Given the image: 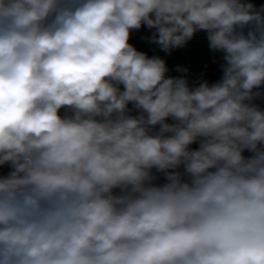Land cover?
<instances>
[{
  "label": "clouds",
  "instance_id": "9594fccd",
  "mask_svg": "<svg viewBox=\"0 0 264 264\" xmlns=\"http://www.w3.org/2000/svg\"><path fill=\"white\" fill-rule=\"evenodd\" d=\"M258 101L264 2L0 0V264H264Z\"/></svg>",
  "mask_w": 264,
  "mask_h": 264
},
{
  "label": "water",
  "instance_id": "95a60500",
  "mask_svg": "<svg viewBox=\"0 0 264 264\" xmlns=\"http://www.w3.org/2000/svg\"><path fill=\"white\" fill-rule=\"evenodd\" d=\"M254 3L260 4L264 0H253ZM151 32L146 28H142L139 31L133 32L130 42L133 43L139 50H143L149 53V55L158 54L167 60L168 66L172 71L169 75H180L175 71L176 65L188 67L190 69L188 75L190 81H196L198 79H207L210 83L218 80L222 73L219 68L220 53L214 54L210 52L208 48V41L206 39V33L198 32L194 38L182 49H176L170 56L161 52L157 45L147 43L141 37L150 36ZM207 65V67H205ZM203 74V75H201ZM258 103L264 104V102L258 101ZM63 113V110H61ZM195 147V146H194ZM247 155V153H245ZM7 171V169H0V174Z\"/></svg>",
  "mask_w": 264,
  "mask_h": 264
}]
</instances>
